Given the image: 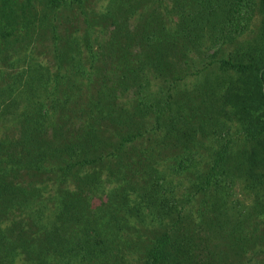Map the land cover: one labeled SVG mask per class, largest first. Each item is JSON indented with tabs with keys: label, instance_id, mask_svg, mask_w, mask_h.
Instances as JSON below:
<instances>
[{
	"label": "trees",
	"instance_id": "1",
	"mask_svg": "<svg viewBox=\"0 0 264 264\" xmlns=\"http://www.w3.org/2000/svg\"><path fill=\"white\" fill-rule=\"evenodd\" d=\"M5 51L0 264H264V0H0Z\"/></svg>",
	"mask_w": 264,
	"mask_h": 264
},
{
	"label": "rangeland",
	"instance_id": "2",
	"mask_svg": "<svg viewBox=\"0 0 264 264\" xmlns=\"http://www.w3.org/2000/svg\"><path fill=\"white\" fill-rule=\"evenodd\" d=\"M37 14H42V13L37 11ZM70 15H71L70 12H67L66 10L57 14V16H70ZM90 16H94V15H90ZM131 17L134 18L135 16L133 15ZM130 18H129V20H130ZM80 24H81V26L83 25L82 22H77L76 20L73 22V25H75L76 29L80 28ZM251 29H254V27H252ZM99 38H100V35L98 36V41L100 40L101 44H105L106 32H102L101 38L100 39ZM14 45H16V44H14ZM101 51H103V50L101 49ZM18 57H19V54L17 53V51L16 52L15 51L14 52L13 51H8V52L5 51V52L0 53V86H1L2 82L5 81L6 79L9 81L10 75L16 73L19 70V63H17V61H15L16 59H18ZM48 65L50 66L51 64L48 63ZM100 68H104V66L101 65ZM201 77L202 76H200L198 79L202 80ZM198 79H195L194 77L186 78V79H184L183 82H180L179 87H180V89L186 90V91H189L192 89L193 90L194 89L199 90V88L201 87L200 86L201 83ZM196 114H195V116H197ZM198 114H200V113H198ZM199 116H201V114ZM197 122H199V121H197ZM192 125L194 126L195 123L193 122ZM233 131H234V127L229 128V133H232ZM195 137H196V140H198V142H200V144L196 143V146H194L195 158H197L196 152L199 151L198 155L204 156L205 146L211 145L213 139L207 135H206V139L201 138V132H199V131H196ZM178 156H182L181 150L177 147H174L173 149L170 148L169 151L164 150V154H162L159 159L164 164L166 163L168 165L169 164L173 165V164H175L176 157H178ZM205 159H206V157L204 158V160ZM204 160H200V161H204ZM198 164H201V163H198ZM40 176L41 175H39V177ZM173 181H176V180L173 179ZM241 196H242V192H241L240 188H238L236 186L235 188H233V190H232V192H231V194L227 200V204H229V205H231V204L246 205L245 203L248 201V199L242 198ZM235 207H238V206L235 205ZM134 223H136V222H134ZM244 226H245V224H244ZM217 236H215V238H218ZM220 238H221L222 244H220V242H219ZM220 238L216 241V246H215V249L219 250V252H217V257H220V258L222 257L227 262L232 261L233 259H235V257L233 255V252L230 250V243L234 242L235 240L232 241V239H230L228 241V239H227V243L223 244V242H225L226 240H224V236H222V235ZM239 255H242V253L240 252ZM245 255L246 254L243 255V258H245Z\"/></svg>",
	"mask_w": 264,
	"mask_h": 264
}]
</instances>
